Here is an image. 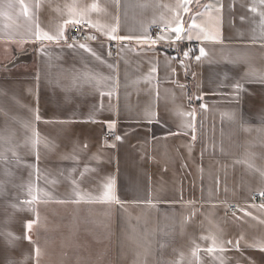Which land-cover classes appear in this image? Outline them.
I'll return each instance as SVG.
<instances>
[{
  "label": "crops",
  "instance_id": "crops-1",
  "mask_svg": "<svg viewBox=\"0 0 264 264\" xmlns=\"http://www.w3.org/2000/svg\"><path fill=\"white\" fill-rule=\"evenodd\" d=\"M257 193L264 0H0V264H264Z\"/></svg>",
  "mask_w": 264,
  "mask_h": 264
},
{
  "label": "built area",
  "instance_id": "built-area-1",
  "mask_svg": "<svg viewBox=\"0 0 264 264\" xmlns=\"http://www.w3.org/2000/svg\"><path fill=\"white\" fill-rule=\"evenodd\" d=\"M169 31V27L166 26H154L150 31V42L158 43L160 37H162L166 32ZM67 41L68 42H75V41H92L91 35L87 31L86 24H79L76 26L71 27L67 33ZM116 41H109L108 47L110 54L113 57L117 56L116 50ZM110 135H106V138H109ZM252 201L254 203H264V196L261 193L254 194L252 197ZM229 213L234 214L238 211V206H230Z\"/></svg>",
  "mask_w": 264,
  "mask_h": 264
},
{
  "label": "snow or ice",
  "instance_id": "snow-or-ice-1",
  "mask_svg": "<svg viewBox=\"0 0 264 264\" xmlns=\"http://www.w3.org/2000/svg\"><path fill=\"white\" fill-rule=\"evenodd\" d=\"M190 2V0H185V4H187V3H189ZM185 10H187V9H185ZM80 21H78V20H70V21H68V23H70L72 26H75L77 23H79ZM176 33H177V39H180L181 37L179 36V33L181 32V27L180 26H177V27H175L174 29H173ZM113 31H115V29H113ZM41 38L42 39H47V40H49V41H51V40H54V39H56V40H59V39H62V38H64L63 37V31L61 30L60 32H58L55 36H53V35H48V34H46V33H44V34H42L41 35ZM110 38H112V39H115L116 37H114V36H112V37H110ZM130 37H119V39H129ZM70 47H71V45H69ZM81 48H83L85 51H88V52H91L92 50L90 49V48H88V46L87 45H85V44H81V45H79ZM201 54L203 55V49H201ZM197 58H199V57H197ZM237 87H239L238 85H237ZM37 119H39V117H37ZM110 126H111V124H110ZM117 139H120V137H116ZM111 189H112V181L111 180H109V182H108V184H107V191L105 192V194H104V198L106 199V200H108L109 202H111V199H112V191H111ZM261 195L262 196H264V193H261ZM25 228H26V230H31V228H32V222H28L26 225H25ZM229 243H231V242H229ZM237 245H238V242H237ZM221 250H223V249H221ZM37 254L39 255V250H37Z\"/></svg>",
  "mask_w": 264,
  "mask_h": 264
},
{
  "label": "water",
  "instance_id": "water-1",
  "mask_svg": "<svg viewBox=\"0 0 264 264\" xmlns=\"http://www.w3.org/2000/svg\"><path fill=\"white\" fill-rule=\"evenodd\" d=\"M29 56H30V53L29 52H23V53H21V54H19L17 56L15 62L20 61V60H23V59H26Z\"/></svg>",
  "mask_w": 264,
  "mask_h": 264
}]
</instances>
